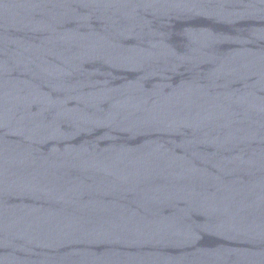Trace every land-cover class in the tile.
<instances>
[{"label": "water", "instance_id": "obj_1", "mask_svg": "<svg viewBox=\"0 0 264 264\" xmlns=\"http://www.w3.org/2000/svg\"><path fill=\"white\" fill-rule=\"evenodd\" d=\"M0 264H264V0H0Z\"/></svg>", "mask_w": 264, "mask_h": 264}]
</instances>
